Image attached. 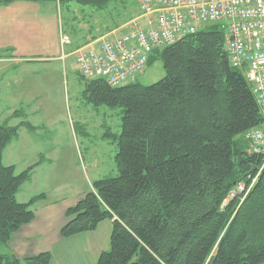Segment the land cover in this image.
Returning a JSON list of instances; mask_svg holds the SVG:
<instances>
[{
  "label": "trees",
  "instance_id": "trees-1",
  "mask_svg": "<svg viewBox=\"0 0 264 264\" xmlns=\"http://www.w3.org/2000/svg\"><path fill=\"white\" fill-rule=\"evenodd\" d=\"M74 1L100 9L109 0ZM208 23L150 52L147 64L160 58L165 70L156 82L137 78L112 87L105 78L79 75L90 101L123 111L118 135L103 133L117 141V173L91 183L65 210L68 220L59 232L65 238L111 220L108 248L95 264H264V158L250 154L244 139L263 117L251 84L228 61L224 24ZM11 116L22 120L0 124L4 246L35 217L32 204L45 197L17 201L19 187L41 160L18 172L4 164V148L20 126L35 128L24 106ZM257 172L241 203L238 197L224 203L237 182L248 183ZM50 257L47 250L20 259L0 253V264H49Z\"/></svg>",
  "mask_w": 264,
  "mask_h": 264
},
{
  "label": "rangeland",
  "instance_id": "rangeland-1",
  "mask_svg": "<svg viewBox=\"0 0 264 264\" xmlns=\"http://www.w3.org/2000/svg\"><path fill=\"white\" fill-rule=\"evenodd\" d=\"M14 3L18 18L17 33L13 35V41L17 44L14 49L17 52L14 53L46 50L55 54V50L62 49L59 31L70 37L71 43L64 47L68 52L76 48L90 33L99 35L114 29L115 35L123 34L128 28L124 24L139 13L136 0H109L100 9L74 0L61 3L56 0H15ZM113 35L103 40H109ZM8 53V50H0V55ZM62 63L60 60L52 61L54 70L48 74L47 84V73L34 74V84L31 88L33 94L43 91L42 87L46 92L38 97L34 108L39 111L32 117L33 122L38 121L41 128H38L35 135L30 133L23 138L26 154L21 156L19 161H28L38 150L33 147L47 150L50 144H65L66 148L51 165L49 174L67 175L68 178L63 181H71L75 190L78 187L79 192H85L96 178L117 173L114 156L118 145L113 135L117 136L121 130L123 111L120 105L96 104L87 98L84 92L85 82L79 77L73 54ZM146 65L143 73L138 76L139 82L148 85L164 77L165 70L160 58ZM4 109L5 107L0 106V113ZM3 117L0 115V123L3 122ZM49 118L53 121L52 125L48 124ZM107 130L113 135L105 137L103 133ZM65 160H69V164L65 165ZM2 161L4 164L8 162L5 153ZM44 177V171L40 168L39 175L36 176L37 184L45 185ZM104 224L107 223L99 224L100 236L105 234ZM7 252L5 246L0 244V253Z\"/></svg>",
  "mask_w": 264,
  "mask_h": 264
},
{
  "label": "crops",
  "instance_id": "crops-1",
  "mask_svg": "<svg viewBox=\"0 0 264 264\" xmlns=\"http://www.w3.org/2000/svg\"><path fill=\"white\" fill-rule=\"evenodd\" d=\"M14 1L0 4V50H8L9 52L8 54L0 55V106L5 107L0 115L4 116L2 118L3 122L14 126L22 118L12 117L11 113L18 106H24L25 119L35 128L29 129L28 127L20 126L15 137L4 148L3 153L6 155L7 164L14 165L15 172L16 170L17 172L24 170L39 159L41 160L31 170L28 180L19 187L16 193L17 201H28L29 198L40 193H44L45 197L32 204L35 217L29 223L21 225L19 230L12 234L5 246V250L8 251L7 253L12 252L18 259L47 250L51 253L49 264H95L99 253L108 248L109 233L112 227L111 220L99 222L98 227L94 230L78 232L65 236V238L59 234L62 225L68 220L65 210L75 205V201L85 193L79 192L78 187L75 190L71 181L70 183L63 181L64 178H68L67 175L49 174L48 170L60 156L61 151L66 148L65 144H50V146H47V150L33 147V149L38 150L34 152V155L28 161L19 160L21 156L23 157L26 154L25 149H23V138L27 137L28 134L30 135V133L35 135L38 128H41L38 121L33 122L32 117L39 111L34 108L38 97L43 92L44 94L46 92L42 87L43 91L40 90L36 92V95L33 94L31 88L34 84V74L47 73V79L48 74H51V71L54 70L52 61L60 60L64 63L68 56L80 45L99 43L115 32L112 29L99 35L90 33V35L84 37L82 42H79L76 48H72L68 52L65 49H57L54 51L55 54L46 50L14 53L17 52L14 50L17 44L13 41V35H16V29L18 28L16 24L18 18L14 8L16 3ZM38 66L40 67L38 68ZM40 70L41 72H39ZM48 82L49 80L47 79L45 83L47 84ZM52 123V119L49 118L48 124L52 125ZM30 148L32 149V147ZM67 163L69 164V160H65L64 164L67 165ZM40 168L45 174V185L37 184L36 182V176L39 175ZM101 223H107L104 224L106 225L104 236L98 234L99 224Z\"/></svg>",
  "mask_w": 264,
  "mask_h": 264
},
{
  "label": "built area",
  "instance_id": "built-area-1",
  "mask_svg": "<svg viewBox=\"0 0 264 264\" xmlns=\"http://www.w3.org/2000/svg\"><path fill=\"white\" fill-rule=\"evenodd\" d=\"M136 3L139 13L124 24L128 28L123 34L79 46L72 52L78 74L86 79L105 78L112 87L126 85L143 73L154 49L177 42L199 30L205 22H222L228 61L251 84L263 117L259 126L244 133L247 151L264 158V0H136ZM59 35L64 49L70 37L62 31ZM257 175L258 172L253 178L249 175L248 183L237 182L224 203L235 197L241 203Z\"/></svg>",
  "mask_w": 264,
  "mask_h": 264
}]
</instances>
